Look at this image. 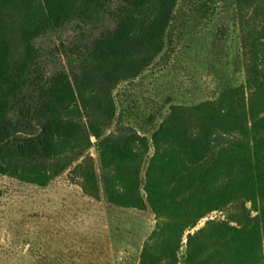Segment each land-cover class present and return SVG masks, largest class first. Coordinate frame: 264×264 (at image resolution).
I'll use <instances>...</instances> for the list:
<instances>
[{"label": "trees", "instance_id": "1", "mask_svg": "<svg viewBox=\"0 0 264 264\" xmlns=\"http://www.w3.org/2000/svg\"><path fill=\"white\" fill-rule=\"evenodd\" d=\"M180 1L0 0V176L47 188L67 174L88 197L150 210L139 264H264V0H235L254 21L245 84L170 106L149 135L118 129L115 92L169 49ZM107 17L112 29L70 48L73 68L42 74L38 39ZM232 206L239 213L209 219Z\"/></svg>", "mask_w": 264, "mask_h": 264}, {"label": "rangeland", "instance_id": "2", "mask_svg": "<svg viewBox=\"0 0 264 264\" xmlns=\"http://www.w3.org/2000/svg\"><path fill=\"white\" fill-rule=\"evenodd\" d=\"M120 2L113 0L112 7ZM252 16H240L235 0H181L169 49L138 79L115 92L122 117L118 129L149 135L170 106H196L245 84L243 39L254 28ZM258 18L255 25L261 29L264 18ZM112 27L108 17L88 26L69 22L38 39L42 74L68 72L77 64L70 48L90 45ZM116 126L109 132H118ZM90 152L99 169L97 148ZM236 213L238 208L232 206L209 219L227 220ZM155 225L150 210L116 207L104 196L88 197L67 174L47 188L0 176V264H139Z\"/></svg>", "mask_w": 264, "mask_h": 264}, {"label": "built area", "instance_id": "3", "mask_svg": "<svg viewBox=\"0 0 264 264\" xmlns=\"http://www.w3.org/2000/svg\"><path fill=\"white\" fill-rule=\"evenodd\" d=\"M95 140L93 139V142H94ZM215 213V212H214Z\"/></svg>", "mask_w": 264, "mask_h": 264}]
</instances>
